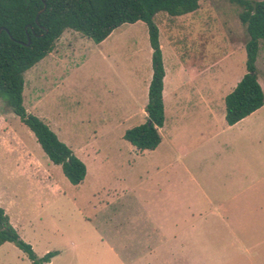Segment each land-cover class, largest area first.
<instances>
[{"label":"rangeland","instance_id":"374dc122","mask_svg":"<svg viewBox=\"0 0 264 264\" xmlns=\"http://www.w3.org/2000/svg\"><path fill=\"white\" fill-rule=\"evenodd\" d=\"M239 10L232 0H200L190 13H157L153 20L165 71H171L175 57H183L194 70L205 67L231 85L245 71L247 33ZM65 33L67 41L60 48L61 85L51 88L47 97V82L58 73L44 80L37 64L24 73L25 98L40 97L29 113L40 117L71 150H80L87 173L78 185L70 183L60 166L49 161L29 128L0 99V206L18 226L20 237L37 255L57 250L59 255L50 264H132L133 252L142 256V249L146 264H264V222L243 221L242 232H237V219L223 222L213 215L203 219L195 210L191 217L189 198L200 199L203 192L212 197L223 193L214 189L220 170L216 158L191 166L206 185L201 191L193 189L183 171L173 165L177 158L170 144L168 97L163 99L164 127L158 129L161 142L155 149L139 151L123 138L126 129L146 118L151 48L144 22L122 24L100 43L74 30ZM255 66L264 89V39L259 40ZM200 81L195 78L188 85ZM187 121L179 131L183 144L186 135L213 130L223 117L208 126ZM249 129L257 133L245 154L252 165L264 164V124L251 123ZM191 161L188 156L182 163ZM262 181L263 186L252 195L253 202L264 199ZM161 182L170 186L161 191L145 186L127 196L113 191L119 183ZM116 193L153 200L176 193L179 203L176 211L152 206L161 212H151L146 218L137 205H109ZM158 223L176 226L178 237L126 236L131 227ZM7 245L12 248L4 250L2 263L29 264L23 251L12 242Z\"/></svg>","mask_w":264,"mask_h":264},{"label":"trees","instance_id":"16d2710c","mask_svg":"<svg viewBox=\"0 0 264 264\" xmlns=\"http://www.w3.org/2000/svg\"><path fill=\"white\" fill-rule=\"evenodd\" d=\"M200 0H0V99L33 133L50 162L59 165L68 181L82 182L86 165L41 118L23 105L24 73L54 47L65 30H74L100 43L117 27L142 21L151 48V78L144 106L143 123L126 129L123 138L139 151L153 150L161 141L164 124L163 77L165 74L159 30L153 18L159 12L180 16L195 11ZM240 8L239 21L245 26V71L224 98V119L232 125L264 104V89L255 66L259 40L264 39V0H232ZM44 10L37 13L44 7ZM27 40L29 44L26 45ZM18 226L0 206V245L12 242L30 264H44L56 250L38 256L19 234Z\"/></svg>","mask_w":264,"mask_h":264},{"label":"crops","instance_id":"0c3cea01","mask_svg":"<svg viewBox=\"0 0 264 264\" xmlns=\"http://www.w3.org/2000/svg\"><path fill=\"white\" fill-rule=\"evenodd\" d=\"M66 31L67 30L63 31L59 36L55 43V47L33 65L41 64L44 80L48 76H55V74L58 73V77L54 78L51 82H47L49 88L47 97L50 94L51 88H57V86L62 83L63 77L61 76L60 69L63 57H61L62 51L60 48H62L63 43L67 41ZM175 59L176 62L172 65L171 71L167 72L164 68L165 74L163 77L162 91L163 99L164 97H168L169 101L171 118V129L169 132L170 144L171 147H173L171 150H173L174 158H177V161H175L173 165H176V169L179 168L183 171L182 174L186 175L193 189L196 188L204 191L206 185L202 181L200 182L192 167L197 165L202 166L207 163V160L216 158L215 164L220 171L218 173L219 181L214 189L223 191L222 194L215 197L203 192L200 199L196 197L189 198L188 204L191 207V217L194 216L195 210L199 216H203V219H206L210 215L217 216L223 222L237 219V223H239L237 225V232H242L244 228V226H242V223H244L243 221H248L250 219L254 222H264V199L263 201L259 199L257 202H253L254 200L252 199L253 193L263 186L261 182L264 180V164L261 162L260 165H252L245 154L246 152L248 153L250 143L254 141V137H256L255 134L257 133V131L249 129V125L251 123L264 124V104L238 122L228 125L224 119V98L226 94L233 89L243 74L238 78L236 77L235 80L231 82V85L228 86L220 81L217 72L211 73L210 71H206L204 70V66H201L202 68L204 67V69L200 68V70H194L192 64L185 62L186 58L175 57ZM195 78H200V80L204 82L202 83L200 81L199 84L195 86H189L188 83ZM23 89V105L29 113L30 109L36 105L40 97L33 94L29 100H26L24 86ZM260 113V117H255L259 116L258 114ZM220 117H223V121L217 128L209 130L204 134H188L183 144V138H180L179 131L183 125L189 124L187 120H194L195 122L191 123L193 126H208L210 122L217 121ZM162 127H164V124ZM73 152L80 160L84 161L80 156L81 152L79 149ZM188 156L192 158V161L188 163L185 162V164L182 163L183 159ZM114 186L113 191H121V195L127 196L134 195L135 190H140L145 186H153L157 191H161L167 186H170V184L165 182L153 185L119 183ZM115 195L117 197L111 200V204L107 202L109 205L122 207L124 205L134 204L138 207L137 211L144 214L145 217L151 212L156 214L158 212L160 214V209L151 208L152 206L174 207L173 211H176L175 207L179 203L176 193L174 197H161L154 200L144 197H119V193ZM139 195L140 194H138V196ZM199 206H201V208H199ZM126 234L128 238L156 235L159 238L176 239L178 237V230L176 226L167 228V226L158 223L149 228L148 226L146 227V225L131 227ZM8 243L10 242H4L0 245V264H4L2 263L5 259L4 255L6 254L4 250L12 248L7 245ZM131 246L133 247L132 244ZM110 251L115 258H117L118 255L114 253L113 250ZM144 251L145 249L140 251L143 252L142 256L136 252L130 251L135 254L133 255L132 264H146L144 261ZM152 251H154V249ZM44 254L45 253L38 256ZM58 255L59 252L57 251V254L53 256L49 262L44 264H50ZM105 256L108 257L107 255ZM102 258L103 257H99L98 259L101 260ZM102 263L101 261V264Z\"/></svg>","mask_w":264,"mask_h":264},{"label":"water","instance_id":"95a60500","mask_svg":"<svg viewBox=\"0 0 264 264\" xmlns=\"http://www.w3.org/2000/svg\"><path fill=\"white\" fill-rule=\"evenodd\" d=\"M44 8H45V5H44V7L37 13V15L38 14H40L43 10H44ZM3 29V27H1L0 28V31ZM29 44V40H27V43H26V45H28Z\"/></svg>","mask_w":264,"mask_h":264}]
</instances>
